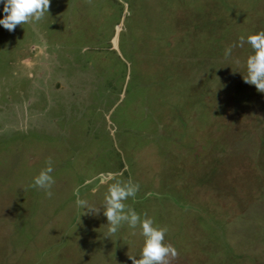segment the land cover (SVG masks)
Segmentation results:
<instances>
[{
  "label": "rangeland",
  "instance_id": "rangeland-1",
  "mask_svg": "<svg viewBox=\"0 0 264 264\" xmlns=\"http://www.w3.org/2000/svg\"><path fill=\"white\" fill-rule=\"evenodd\" d=\"M262 30L264 0H51L0 25V264L139 259V228L105 237L115 180L173 264H264V93L238 46ZM48 158L51 198L30 186Z\"/></svg>",
  "mask_w": 264,
  "mask_h": 264
},
{
  "label": "clouds",
  "instance_id": "clouds-1",
  "mask_svg": "<svg viewBox=\"0 0 264 264\" xmlns=\"http://www.w3.org/2000/svg\"><path fill=\"white\" fill-rule=\"evenodd\" d=\"M5 16L0 19V25L6 30L12 32L17 25L34 24L42 21L45 14H49L51 0H2ZM90 4L91 0H87ZM248 43L253 49V54L249 55L246 61L247 74L243 76L244 82L254 85L256 90L264 93V30L257 34L239 38V47ZM237 45H231L225 49V57H229L232 49ZM51 158L46 161V167L42 169L34 178L31 187L43 190L48 198L53 196L51 191L55 180L51 173L54 171ZM140 186L132 180H115L110 183L104 197L102 205L103 215L107 218V233L105 237L111 238L115 235L123 224H127L130 229H140V235L144 238L143 247L139 255H128L132 264H173L178 258L177 249L170 243L166 244L165 235L168 232L167 227L158 228L154 226V221L147 217L144 218L135 210L125 204L129 198H135ZM96 189H93L95 191ZM76 196L75 204L77 208L82 209V215H99L101 207H94L86 199L80 197V189L74 190ZM136 235V232H132Z\"/></svg>",
  "mask_w": 264,
  "mask_h": 264
},
{
  "label": "trees",
  "instance_id": "trees-1",
  "mask_svg": "<svg viewBox=\"0 0 264 264\" xmlns=\"http://www.w3.org/2000/svg\"><path fill=\"white\" fill-rule=\"evenodd\" d=\"M0 4H1V6H2V9H3V7H4V4H3L2 0H0Z\"/></svg>",
  "mask_w": 264,
  "mask_h": 264
}]
</instances>
